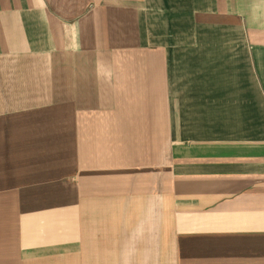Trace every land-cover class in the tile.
<instances>
[{"label":"crops","instance_id":"0c3cea01","mask_svg":"<svg viewBox=\"0 0 264 264\" xmlns=\"http://www.w3.org/2000/svg\"><path fill=\"white\" fill-rule=\"evenodd\" d=\"M0 264H264V0H0Z\"/></svg>","mask_w":264,"mask_h":264}]
</instances>
